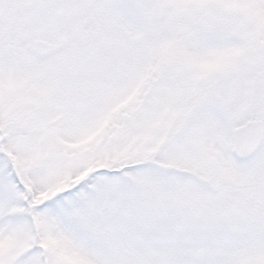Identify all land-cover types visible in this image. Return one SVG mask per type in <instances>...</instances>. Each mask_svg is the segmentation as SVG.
Listing matches in <instances>:
<instances>
[{
    "label": "snow or ice",
    "instance_id": "obj_1",
    "mask_svg": "<svg viewBox=\"0 0 264 264\" xmlns=\"http://www.w3.org/2000/svg\"><path fill=\"white\" fill-rule=\"evenodd\" d=\"M0 264H264V0H0Z\"/></svg>",
    "mask_w": 264,
    "mask_h": 264
}]
</instances>
